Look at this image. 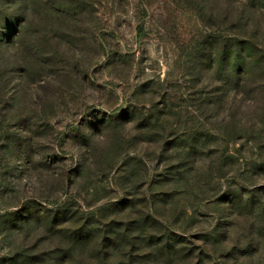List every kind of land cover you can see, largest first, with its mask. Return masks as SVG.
Listing matches in <instances>:
<instances>
[{
	"label": "rangeland",
	"instance_id": "rangeland-1",
	"mask_svg": "<svg viewBox=\"0 0 264 264\" xmlns=\"http://www.w3.org/2000/svg\"><path fill=\"white\" fill-rule=\"evenodd\" d=\"M23 2L0 12V264H264V90L219 80L225 0Z\"/></svg>",
	"mask_w": 264,
	"mask_h": 264
},
{
	"label": "trees",
	"instance_id": "trees-1",
	"mask_svg": "<svg viewBox=\"0 0 264 264\" xmlns=\"http://www.w3.org/2000/svg\"><path fill=\"white\" fill-rule=\"evenodd\" d=\"M6 1L0 0V12L4 11ZM23 1L24 6L29 4V0ZM12 2L16 4V0ZM225 3L229 35L226 36L224 56L220 55L219 59L224 66L223 77L219 80H224L233 91L255 99L259 90H264V0H225ZM2 41L0 39V53L3 54ZM217 55L214 52L211 59ZM2 103L3 74L0 69V114L3 113Z\"/></svg>",
	"mask_w": 264,
	"mask_h": 264
}]
</instances>
